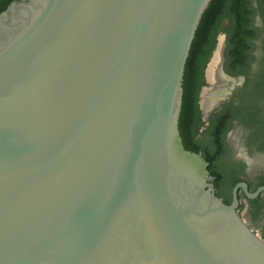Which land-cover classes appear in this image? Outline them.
Masks as SVG:
<instances>
[{
    "label": "water",
    "instance_id": "obj_1",
    "mask_svg": "<svg viewBox=\"0 0 264 264\" xmlns=\"http://www.w3.org/2000/svg\"><path fill=\"white\" fill-rule=\"evenodd\" d=\"M211 0L0 12V264H264L179 120Z\"/></svg>",
    "mask_w": 264,
    "mask_h": 264
},
{
    "label": "flooded vegetation",
    "instance_id": "obj_2",
    "mask_svg": "<svg viewBox=\"0 0 264 264\" xmlns=\"http://www.w3.org/2000/svg\"><path fill=\"white\" fill-rule=\"evenodd\" d=\"M231 7L207 22L193 57L185 141L208 163L215 194L226 204L236 200L239 216L264 240V0ZM214 61L218 84L209 75Z\"/></svg>",
    "mask_w": 264,
    "mask_h": 264
},
{
    "label": "trees",
    "instance_id": "obj_3",
    "mask_svg": "<svg viewBox=\"0 0 264 264\" xmlns=\"http://www.w3.org/2000/svg\"><path fill=\"white\" fill-rule=\"evenodd\" d=\"M10 2L11 1L9 0L6 1L5 3L3 2V4L0 6V12L6 9V7L9 5ZM238 2L239 0H211L205 12L203 13L200 23L198 25V28H197V31H196V34H195V37H194V40H193V43L190 49L189 57L187 59L186 66H185L184 78H183V102H182V109H181L180 120H179L180 134L183 139L184 146L188 150H190V148L185 141L186 138H185L184 117H185L186 102L189 96L188 95V75H189L190 67L192 65L193 57L198 51V48H199L198 43L201 40L202 34L205 32L207 22L209 20H214L215 16L220 11L223 10L225 4H232L231 8L232 9L234 8V11H235L237 8ZM220 17H221V14L218 18L220 19Z\"/></svg>",
    "mask_w": 264,
    "mask_h": 264
},
{
    "label": "bare ground",
    "instance_id": "obj_4",
    "mask_svg": "<svg viewBox=\"0 0 264 264\" xmlns=\"http://www.w3.org/2000/svg\"><path fill=\"white\" fill-rule=\"evenodd\" d=\"M216 64H217V61H214L212 64L211 70H210V74H209L213 84H218V75H217L218 74V71H217L218 66ZM213 92H215V91H213ZM211 99H212V95L207 92V94L205 95V100H204V106L205 107H207L211 104V101H212Z\"/></svg>",
    "mask_w": 264,
    "mask_h": 264
}]
</instances>
